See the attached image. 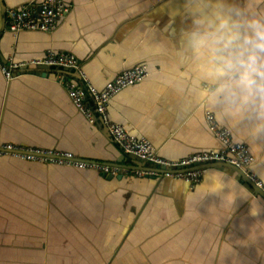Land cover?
I'll list each match as a JSON object with an SVG mask.
<instances>
[{
	"label": "crops",
	"instance_id": "obj_1",
	"mask_svg": "<svg viewBox=\"0 0 264 264\" xmlns=\"http://www.w3.org/2000/svg\"><path fill=\"white\" fill-rule=\"evenodd\" d=\"M32 1L43 0H0V144L130 169L111 176L0 157V264H264V200L236 172L209 168L194 189L177 178L136 177L102 122L91 124L59 82H78L74 73L31 70L8 83L1 72L10 59L68 52L102 91L125 69L146 65L150 77L113 99L111 122L169 162L219 150L162 43L184 26L183 0H63L73 9L53 34L15 38L6 12ZM257 143L253 171L264 184V141Z\"/></svg>",
	"mask_w": 264,
	"mask_h": 264
},
{
	"label": "clouds",
	"instance_id": "obj_2",
	"mask_svg": "<svg viewBox=\"0 0 264 264\" xmlns=\"http://www.w3.org/2000/svg\"><path fill=\"white\" fill-rule=\"evenodd\" d=\"M184 26L162 42L181 93L231 143L264 141V0H183ZM151 30V29H149Z\"/></svg>",
	"mask_w": 264,
	"mask_h": 264
},
{
	"label": "built area",
	"instance_id": "obj_3",
	"mask_svg": "<svg viewBox=\"0 0 264 264\" xmlns=\"http://www.w3.org/2000/svg\"><path fill=\"white\" fill-rule=\"evenodd\" d=\"M73 6L63 0H43L28 2L6 12L5 27L18 38L22 32H39L53 34L72 11ZM55 68L72 72L79 80L59 81L65 88L71 102L77 110L91 123L101 121L121 150L127 155H135L155 169L135 170L136 177L154 176L157 178H177L186 182L190 188L204 181L205 171L210 164H227L242 170L253 184L264 191V184L253 171L256 158L245 143L243 145L229 142L223 129L217 127L211 115L206 116L210 131L221 144V149L204 151L178 162H169L160 158L157 148L145 137L134 136L130 130L120 124H114L109 117V109L113 99L124 90L144 82L150 77L146 65H138L122 71L115 80L109 82L104 90L95 88L88 80L78 58L68 52L48 50L41 59L28 63H16L9 60L8 65L1 66V72L9 83L21 77L29 69L37 67ZM89 98L93 106L89 104ZM13 156L26 160H36L51 164L74 167L77 169L94 170L105 175L118 176L129 171L117 166H107L100 163H90L77 160L70 153L47 152L14 144H0V157Z\"/></svg>",
	"mask_w": 264,
	"mask_h": 264
},
{
	"label": "water",
	"instance_id": "obj_4",
	"mask_svg": "<svg viewBox=\"0 0 264 264\" xmlns=\"http://www.w3.org/2000/svg\"><path fill=\"white\" fill-rule=\"evenodd\" d=\"M1 22V19H0ZM4 22V17H2V23ZM49 68L47 67H37L36 69H29L27 70V72H32L31 70H42V71H47ZM34 71V72H36ZM105 133L107 134V136L112 140V142H115L114 139L112 138L110 131L108 130V128H105ZM121 150V149H120ZM121 154L123 156L122 158V162H124L125 160L131 161L134 165L133 169L135 170H148L147 168H145L146 163L141 160L140 158L136 157L135 155H127L125 154L122 150H121ZM79 161H84V160H79ZM110 166H117L116 164H111ZM122 167V166H121ZM207 168H217V167H222V168H229L231 170H233L234 172H236L239 176H241V178H243L244 182L247 184V186H249L255 194H257L258 196H261L262 199L264 200V191L262 189H260L259 187H257L255 184H253L251 182V180L248 178V176L240 169L227 165V164H220V163H216V164H210L206 166ZM125 169H130V168H126ZM132 168V167H131Z\"/></svg>",
	"mask_w": 264,
	"mask_h": 264
}]
</instances>
